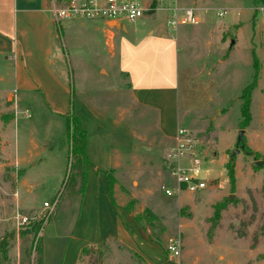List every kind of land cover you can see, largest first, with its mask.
<instances>
[{"label":"rangeland","instance_id":"obj_1","mask_svg":"<svg viewBox=\"0 0 264 264\" xmlns=\"http://www.w3.org/2000/svg\"><path fill=\"white\" fill-rule=\"evenodd\" d=\"M54 3L65 6L64 0ZM174 5L195 9L199 22L169 30L167 19ZM220 10L226 13L219 16ZM57 21L56 52L65 61L63 75L73 90L72 101L82 98L110 117L123 118L136 133L137 147L123 167L109 171L114 181L108 203L105 205L102 191L98 211L94 204L83 209L80 202L69 203L71 198L80 199L84 191H78L80 180L66 135L67 116L59 118L52 129L34 124L29 130V119L17 115L16 123L12 122L15 133L5 130L0 134L12 143L15 136L20 152L28 150L26 138H33L37 145L33 147L34 161L23 167L34 188L25 191L22 178L16 179V165H0V242H7L0 264H79L78 251L96 235L98 225L101 241L96 247H87L100 252L90 251L80 264H155L153 252L140 246L122 223L120 213L128 212L126 208L131 209L153 251L163 252L165 264H264V165H254L264 161V0H157L150 14L122 22L127 32L116 30L118 36L115 33L110 51L101 25L81 18ZM150 29L156 39L182 38L179 106L174 115L163 119L156 110L136 105L120 90L125 80L118 72L115 43L122 36L138 47L150 41ZM232 29L238 34L230 45ZM254 56L258 78L251 93V120L242 128L240 96L253 80ZM6 104L0 95V113H10ZM178 128L199 142L206 159L203 176L212 180L213 187L167 197L161 188L169 182L168 153L176 144ZM239 129H244L246 152L230 158L232 150L239 148ZM56 136L63 147L61 153L50 152ZM43 139L48 141L50 153L41 149ZM229 167H233L234 185ZM87 177L89 199L95 187L88 171ZM45 201H57L48 218V212L42 210ZM18 213L28 222L19 223ZM171 238L180 241L178 259L170 258L166 251Z\"/></svg>","mask_w":264,"mask_h":264},{"label":"crops","instance_id":"obj_2","mask_svg":"<svg viewBox=\"0 0 264 264\" xmlns=\"http://www.w3.org/2000/svg\"><path fill=\"white\" fill-rule=\"evenodd\" d=\"M53 1L0 0V95L6 99V106L12 109L6 119L4 117L6 112L0 113V132L13 130L14 134L15 124L12 125V122L16 123L17 115L29 119L26 125L29 130L34 124H38L40 129H52V125L59 121V118H64V115L72 109L79 116L87 132L85 150L91 162L88 166V176L93 180L95 192L93 197L88 199L89 190L86 187L80 199L71 198L69 203L80 202V207L83 209L85 205L90 209L94 204V208L98 211L100 193L105 191V205L110 195L107 174L102 172L117 170L127 162V157L134 156L137 147L136 133L123 118L110 117L82 98L76 103L72 101L73 90L67 77L63 75L65 61L58 58L56 52L58 41L55 23L58 24V21L51 12ZM89 21L102 26V32L106 37L105 43L110 47L109 51L113 49L114 39L118 36L116 30L127 32L122 23L124 21L103 19ZM115 22L119 25H114ZM180 27L183 26H179L178 29ZM152 33L153 30L150 29L148 31L150 41L138 47L122 36L115 43L119 52L118 72L125 80L120 90L128 94L136 105L144 109L156 110L163 119L165 115H174L179 106L178 62H180L179 47L182 38L177 39L174 36L172 37L174 41L164 37L156 39L152 37ZM112 53L116 54L114 51ZM4 124H8L6 128ZM0 139V143H4L0 149V165H16L19 171L16 179L22 178L21 183L25 191L30 193L34 183L26 177L28 169L23 166L34 161L33 147L36 144L33 138L30 136L26 138L24 145L28 150L23 152H20L19 142L15 136L13 143L2 135ZM41 149L49 152L46 139L42 140ZM62 150L60 138L56 136V144L50 152L61 153ZM10 153L14 158L10 157ZM61 161L57 168L59 173L62 172L64 158ZM39 162L43 163L44 158H39ZM32 165L35 167L37 161ZM58 182L55 181L54 184ZM88 184L87 182L86 186ZM128 212L120 213L125 228L140 246L153 252L155 264H165L166 261L162 259L163 252L153 251L151 243L144 238L136 217L131 216V211ZM98 227L96 235L88 239L85 246L96 247L101 241L102 235ZM72 235L75 238V233ZM82 248L78 251L79 256ZM44 250L45 243L42 244V255Z\"/></svg>","mask_w":264,"mask_h":264},{"label":"built area","instance_id":"obj_3","mask_svg":"<svg viewBox=\"0 0 264 264\" xmlns=\"http://www.w3.org/2000/svg\"><path fill=\"white\" fill-rule=\"evenodd\" d=\"M65 6L57 7L53 3L51 12L56 20L81 18L86 20H112L116 22L134 21L155 10L152 0H64ZM55 2V0L53 1ZM167 25L175 32L179 26L195 25L199 18L193 8H181L172 6ZM225 11H218L223 16ZM28 115V114H27ZM175 146L169 151V182L161 188L167 197H180L182 193L194 194L213 187L210 179L203 176V165L206 162L202 154L199 142L191 138L184 128H178L175 134ZM57 201L43 202L44 211L48 212L47 218L53 212ZM46 218V219H47ZM19 223L28 222V218L16 216ZM181 244L179 239L168 240L166 251L170 258L180 257Z\"/></svg>","mask_w":264,"mask_h":264},{"label":"trees","instance_id":"obj_4","mask_svg":"<svg viewBox=\"0 0 264 264\" xmlns=\"http://www.w3.org/2000/svg\"><path fill=\"white\" fill-rule=\"evenodd\" d=\"M157 4V0H152V7L155 8ZM256 56H254V66H255V73L253 76V80L251 83H249L243 90L241 94V99H242V105H241V127L245 128L250 120H251V114H250V102H251V93L253 89L256 87V81L258 78V69L256 66ZM8 116V114H5V119ZM68 124L66 128V135L70 138L71 140V152H72V157L75 158V169H76V174L78 175V178L80 180V186L78 187V191L83 192L85 189V184H86V179H87V171H88V166L90 165V160L87 157L86 154V136L87 132L86 129L83 127L81 120L79 116H77L73 111L66 114ZM11 118V117H10ZM1 142V139H0ZM4 145V143H0V149ZM257 159V157H256ZM107 174V183H108V189L110 190V195L112 194L111 192V184L114 181V177L109 174V172H102ZM228 175L229 178L232 182V185H234V171L233 167L228 168ZM263 192H264V184H263ZM128 211H131V209L126 208ZM40 225V224H39ZM41 226V225H40ZM6 246L7 242L5 240H1L0 242V253H4L6 251ZM95 253V252H100V250H96V248H89V247H83L80 256H79V264L82 261V258L87 255L89 252ZM41 260V257H39Z\"/></svg>","mask_w":264,"mask_h":264},{"label":"water","instance_id":"obj_5","mask_svg":"<svg viewBox=\"0 0 264 264\" xmlns=\"http://www.w3.org/2000/svg\"><path fill=\"white\" fill-rule=\"evenodd\" d=\"M114 25H119L118 23H113ZM232 38L230 40V45H233L235 43V35H236V31L235 30H231L230 32ZM237 146H239V148H235L234 150H232V153L230 155V158H233L235 155L239 154L240 152H246V147H245V139H244V129H239L238 133H237ZM254 165L256 167L264 165V161H256L254 162Z\"/></svg>","mask_w":264,"mask_h":264}]
</instances>
